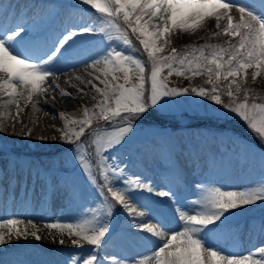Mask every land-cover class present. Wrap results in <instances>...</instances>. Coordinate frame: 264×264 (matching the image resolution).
Wrapping results in <instances>:
<instances>
[{
  "label": "snow or ice",
  "instance_id": "snow-or-ice-1",
  "mask_svg": "<svg viewBox=\"0 0 264 264\" xmlns=\"http://www.w3.org/2000/svg\"><path fill=\"white\" fill-rule=\"evenodd\" d=\"M90 6L91 22L72 25L42 53L25 48L24 36L31 32L26 21L14 26H0V133L31 136L36 121L21 119L24 107L32 105L33 113L43 103H55L56 94L71 97L57 82L56 65L67 59L85 35L98 38L97 56L86 66L88 79L82 75L68 77L66 83L86 95L94 94L97 103L82 106V116L75 112L55 114L63 121L57 130L60 139L73 148L75 166L91 186L94 206L71 222L56 219L8 217L0 220V245L12 240L49 239L63 245L65 237L72 245L84 249L70 258V264H123L122 259L100 256L106 244L114 215L143 234L152 245L149 251L133 258L132 264H264V246L241 253L211 239L228 226L231 210L264 202V176L238 190L223 185L198 186L196 198L174 209L169 219L162 202L151 201L148 194L168 197L176 203L178 194L172 185L163 188L129 174L113 150L123 147L133 133L135 121L165 107L173 98L194 94L220 105L222 109L246 122L248 128L264 143V95L249 86L264 78V0H78ZM214 25V31L209 29ZM206 31L201 44L173 46L177 34L195 35ZM23 34V35H22ZM133 37L139 47L134 46ZM226 37L223 43H210ZM137 53H140L138 56ZM252 70L251 73L249 70ZM173 75L192 81L205 77L200 85L171 86ZM53 79H49V78ZM84 84L86 88L73 84ZM227 99H224V98ZM164 102L163 104L161 102ZM44 110V115H49ZM95 121L108 127L93 128ZM21 125L15 131L16 124ZM91 129L90 144L84 143ZM44 140L47 137L40 136ZM55 140L57 137H51ZM89 147L92 149L89 152ZM153 151L171 159L178 151L194 156L197 149L188 145H152ZM264 160V151L261 152ZM98 176L102 177L98 181ZM120 213H116V208ZM176 226L173 227L172 225ZM264 229V218L260 221Z\"/></svg>",
  "mask_w": 264,
  "mask_h": 264
},
{
  "label": "rangeland",
  "instance_id": "rangeland-1",
  "mask_svg": "<svg viewBox=\"0 0 264 264\" xmlns=\"http://www.w3.org/2000/svg\"><path fill=\"white\" fill-rule=\"evenodd\" d=\"M48 5L46 8L47 13L45 14V18L35 28L32 30L33 33L40 32L43 27L47 26V23L50 20L51 14L49 8L50 2L49 0H44ZM56 4L54 5H76L78 0H54ZM69 2L70 4H66ZM63 9V8H62ZM64 10V9H63ZM82 10H86L83 14L91 17L90 13L94 12L89 8H85ZM70 14V13H69ZM66 17H68V15ZM44 16V15H43ZM71 17V14H70ZM75 20L76 18L73 17ZM66 19V18H65ZM91 20L88 21L90 23ZM209 29L214 31V25L209 24ZM208 35L206 31H199L195 35L189 34H177L173 37V46L177 47V43L179 42V38L182 43L187 42V44H201L204 43L205 40L201 39V37H205ZM86 36V35H85ZM83 36V37H85ZM182 36V37H181ZM81 37V39L83 38ZM225 41V37H221L220 39H213L208 41L210 43H223ZM133 42L137 47H139L138 41L133 37ZM102 47L98 43V38L94 40L91 36L88 37L87 40H83V44L76 49L67 59L64 61H68L67 63H59L56 67V74L60 75L62 69L64 67V63L68 64L79 57L86 56L90 54L94 50H98ZM251 69L249 72L251 73ZM85 79H88L87 75ZM171 81V86L178 87H186L190 84L200 85L205 80V77H196L192 81H189L183 77H177L173 75L169 78ZM256 84V86L254 85ZM249 85L252 87L257 94H261L264 92V78H257L255 82L249 79ZM79 95V94H77ZM92 97V96H91ZM89 96L90 102L96 104L97 100L92 99ZM169 101V103L163 107L159 108L158 111H153L150 115H147L143 120L135 121V127L133 133L129 134L130 139H127V143L123 147H118L113 150V154L117 156L118 161L122 162V165H127V171L129 174L139 175L142 179L153 183L154 186H160L163 188L166 183V179L162 177L165 172H170V169H166L164 166V155L153 151L151 149L152 145L161 144L168 145L171 141L172 144L169 145H178L180 149H185L188 145H193L197 149L196 154L194 156H189L185 151H178L175 155L177 157V171L175 172V177L173 180L174 190L178 194V201L173 203L166 197L160 199V197L154 196L152 194H148L151 197V201L163 202L160 204V208L162 211L168 215L169 219L174 215V209L176 207L183 206L189 200H193L196 198V193L198 191V186L210 184L213 186H221L223 185L226 189L229 190H238L245 185H248L252 182H255L264 176V160L261 158V150L260 152H256V156L253 154L254 158H249V155H244L241 153V149L237 148L236 145H229V142H232L233 139L236 140V135L239 131L246 133L249 137H254L259 139L246 125L242 119L238 118L234 114L228 112L225 109H222L220 105H215L214 102L207 100L203 97L195 96L194 94H189L186 96L173 97V98H165ZM224 99H227L226 97ZM164 103L163 101L161 102ZM27 106H31L28 104ZM161 123H169V124H181L183 127L182 131H177L170 133L168 127H159L157 126L158 122ZM166 123V124H167ZM195 123L196 125L202 127L198 133H195V128L198 126L192 125ZM144 124V126H143ZM108 127L104 121H95L93 123V128L95 127ZM195 127V128H194ZM199 127V128H200ZM203 128H209L212 132V137L209 140L204 139ZM203 130V131H202ZM91 129L86 130L85 134H90ZM175 133V134H174ZM85 136V135H84ZM82 137L81 139H83ZM90 141L92 140V136L89 135ZM260 140V139H259ZM261 141V140H260ZM85 142V140L83 141ZM251 144V145H250ZM5 147H9L11 149L18 150H26L28 152L27 155L37 154V159L39 158L40 162H33L28 165L25 161L24 163H17L16 158L10 156L8 157V152L4 151ZM241 147L250 148V152H255L253 149L252 143L244 141ZM73 146L64 143L61 139L59 142L52 145H39L38 143H28L25 147L21 145L14 146L13 144H7L0 137V154L3 155L5 159V168L11 171H17L19 169L24 170V174L31 176L35 180H41L45 184L56 185L60 189L64 190V198L68 208H70L71 213L67 216L62 215L60 217L61 220L71 222L73 217L83 214L87 212L88 207L94 206V202L92 197L86 192L85 185L87 184V179L84 174H82L78 167L75 166V161L73 160V153L70 151ZM92 149H89L91 152ZM32 153V154H30ZM10 154L13 155L14 152L10 151ZM36 156V155H34ZM187 159H194V161H200L202 164H214L218 162H223L228 167L227 171H222L221 173L215 172L211 175H196L195 173L191 174L192 180L188 184L189 189L183 190V185L185 186L188 183V180L184 179V169L183 166H186V163L182 164V161ZM41 163V164H40ZM190 163V162H189ZM19 164V167H18ZM220 164V163H219ZM200 165V164H198ZM39 166V167H36ZM61 170H69L74 175L79 176L82 180L80 183H77L75 180H72L71 176L65 177L57 174L58 171ZM23 172V171H22ZM183 174V176L181 175ZM242 178V179H241ZM179 182H184L181 187H179ZM177 185V186H176ZM49 189V188H46ZM79 194V195H78ZM89 195V197H88ZM55 202H58V195L55 194ZM264 203V202H263ZM39 207L41 203H39ZM260 203L257 202L255 205H247L243 206L240 209L231 210L235 215L232 220H235L243 214H249L253 207H256ZM58 207V206H56ZM56 212V211H55ZM60 212V211H59ZM260 211H255V213H259ZM8 217H20V213H11L9 215H3L2 219ZM56 220V218L53 217ZM58 219V218H57ZM252 218L251 221H247L240 225V223H236L232 226L230 224L224 229L220 230L217 233H214L211 239L218 242L221 245L233 247L241 253H248L254 247L264 246V233L259 234V231L255 233L256 228H260L261 219L254 220ZM115 218H113L110 230L112 231ZM125 222V220H124ZM123 222L124 228H126V222ZM173 227L176 225L173 224ZM245 227V230L241 233L242 227ZM122 225H119V230L115 234H108L105 237L107 241L106 244H109V250L112 251V254L108 257L112 259L115 257L116 259H122L123 264H132L133 258L139 259L140 253H144L150 250L152 247L150 241L144 238L143 234H141L138 230L134 228H128V231H120ZM111 233V232H110ZM121 233V234H120ZM130 233L133 237H136L135 244L136 246L139 243H146L145 248H143L139 253L130 252V245L124 240L123 235L129 236ZM234 233L239 236L234 237ZM245 233V234H244ZM245 236V238L253 239L250 244H240L242 241L241 237ZM117 238L120 242L113 241L112 237ZM226 237L222 242H219L222 237ZM130 238V237H128ZM119 243V244H117ZM104 244L101 245V248ZM68 246V245H67ZM100 248V249H101ZM87 249H89L87 247ZM87 249H82V251H86ZM99 249V255L103 256ZM124 249V253L127 255H121L120 252ZM127 250V251H126ZM79 253L78 251H74L73 248H52L48 250L46 253H37L33 248L23 247V249H18L15 251L7 252L2 258H0V264H70V258ZM130 254V255H129Z\"/></svg>",
  "mask_w": 264,
  "mask_h": 264
},
{
  "label": "bare ground",
  "instance_id": "bare-ground-1",
  "mask_svg": "<svg viewBox=\"0 0 264 264\" xmlns=\"http://www.w3.org/2000/svg\"><path fill=\"white\" fill-rule=\"evenodd\" d=\"M35 5V6H34ZM47 5L45 3H33V0H0V22L3 21V26H14L17 22L20 21H26L29 25H31V31L34 30L37 24L41 23V18H44L43 14L46 12ZM73 15V14H72ZM89 17V16H87ZM62 20V26L60 28V31L57 32V35L59 36L66 27L72 26V25H81L83 21H88L87 18H83L81 22L73 21L68 19ZM37 29V28H36ZM31 33V32H30ZM30 33L24 38L30 37ZM98 50L92 51L90 54L79 57L75 59L74 61L65 64L62 69V73L59 76V80L57 81L61 87H63L67 92L71 93V97H60L59 94H56V100L55 103L49 101L48 103H43L41 110L38 112L33 113L32 111V105L29 107H24L23 113L21 115V119L25 121V123L29 122V117H31L33 120L36 121L35 125L29 124L30 127L33 128L32 135L25 137L20 136L17 134L12 133V129H9V132L7 134L0 133V137L2 140H4L7 144H13L14 146L21 145L26 146L28 143H38L39 145H47L52 146L59 142L60 132L57 130L58 128L63 126V121L58 117L55 116L56 113L60 111H64L67 113H73L75 112L78 116H82L81 108L82 106H88L92 107L95 105L94 103L90 102L89 96H93V92L90 89H86L87 94L77 95L76 88L71 87L68 83H66L68 77L75 76V75H87V71H91L90 68L86 69V66L91 64L92 58H95L97 56ZM59 65V64H58ZM56 65V67L58 66ZM58 68V67H57ZM88 77V76H87ZM89 78V77H88ZM53 79V78H50ZM73 84H78L77 81L73 80ZM78 87L80 88H86L84 84H78ZM44 110H47L50 114L44 115ZM21 125L19 123L16 124L15 131L18 133L20 131ZM44 136L47 137V139L41 140L38 139V137ZM51 137H57V139L53 140ZM192 160V158L182 161L183 163H186V166L184 165V173L186 174V179L188 180L187 185L183 186V190L189 189L188 184H190L192 180L191 174L195 173L196 175H211L215 172L219 171H227V166L223 162L214 163L211 165L207 164H190L189 162ZM220 163V164H219ZM5 164V157L0 154V167H3ZM5 176L8 179L9 184L15 182L17 189V193L19 197H22L24 194V199L22 201V205L18 206L20 209V216L21 218H33L37 221H52L55 220L54 218L60 219L62 215L67 216L71 213L70 210H67V204L64 199V192L63 190L59 189L57 186L53 185L51 186V189L48 190V192L53 190L54 195H58V202H56L55 206H58L55 209V213L48 214L43 209V202L41 203V207L38 206L37 201L35 202L30 201L28 194L29 190L25 189L24 187H21V184L26 182L28 185L35 186V190H41L43 191L44 188H49L48 185L44 184L40 180H33L31 177L26 176L25 174L19 173L17 171L13 172H4ZM6 183L0 182V188L4 189L6 187ZM160 187V186H158ZM43 194V193H42ZM61 210V212H59ZM25 211V212H24ZM24 212V213H23ZM22 213V214H21ZM127 224V223H126ZM127 226L131 228L128 224ZM226 237H222L219 242H222ZM24 241H34L37 244H40L42 246L53 248V247H60V246H69L72 245L69 241V238L65 237V243L63 245L59 244L58 242H54L52 239H49L47 234L45 233L43 238L41 240H35L34 238L29 237L28 239H19V240H12L8 243H5L4 245H0V251L6 249L9 246H12L17 243H21ZM252 242L251 238H247L245 243L250 244ZM146 243H139L137 245V249L133 250L134 253H138V251L142 252L141 250L145 248ZM109 245H104L101 248V253L104 256L109 257L112 254V251L109 250Z\"/></svg>",
  "mask_w": 264,
  "mask_h": 264
},
{
  "label": "trees",
  "instance_id": "trees-1",
  "mask_svg": "<svg viewBox=\"0 0 264 264\" xmlns=\"http://www.w3.org/2000/svg\"><path fill=\"white\" fill-rule=\"evenodd\" d=\"M182 37V36H181ZM227 38L225 37V40H226ZM179 40V42L177 43V47L176 48H178V49H182L185 45H189V44H187V42L185 41V43H182V41L181 40H183V39H178ZM191 44V43H190ZM255 86H256V84H254ZM250 86V85H249ZM258 95H264V92L263 93H259Z\"/></svg>",
  "mask_w": 264,
  "mask_h": 264
}]
</instances>
